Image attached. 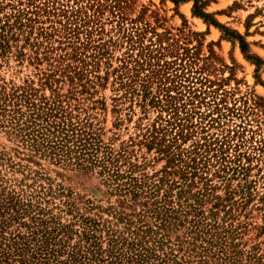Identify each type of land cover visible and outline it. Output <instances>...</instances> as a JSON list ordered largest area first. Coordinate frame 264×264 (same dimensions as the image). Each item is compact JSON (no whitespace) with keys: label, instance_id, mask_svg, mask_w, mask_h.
Returning <instances> with one entry per match:
<instances>
[{"label":"rangeland","instance_id":"374dc122","mask_svg":"<svg viewBox=\"0 0 264 264\" xmlns=\"http://www.w3.org/2000/svg\"><path fill=\"white\" fill-rule=\"evenodd\" d=\"M196 2L221 28L192 0H0L1 247L45 234L67 264H264V0ZM30 112L92 161L32 149L12 120ZM165 194L181 225L161 230ZM185 204L225 257L191 239Z\"/></svg>","mask_w":264,"mask_h":264},{"label":"trees","instance_id":"16d2710c","mask_svg":"<svg viewBox=\"0 0 264 264\" xmlns=\"http://www.w3.org/2000/svg\"><path fill=\"white\" fill-rule=\"evenodd\" d=\"M171 2H184V1H189V0H169ZM193 5V15L201 18L203 21L208 22L209 24L213 25L214 27L221 28V25L217 24L214 20H212L209 15L201 12L197 8V2L196 0H192ZM2 29L0 28V51L3 49V34H2ZM239 38V36H237ZM240 49L243 50V42L241 40L238 41ZM33 108V106H31ZM50 110V109H49ZM29 111V109H28ZM43 118L34 112H30L27 114V119L26 121L23 122V126L19 124L17 119L12 118L13 126L16 128L17 131H22L25 130V133L23 136L25 137V142L29 143L31 148L35 151H39V149L44 150H49V154L51 156L55 155V152H58L59 155L65 156V159H74L75 165L80 166L82 165L83 162L89 163L92 161L91 159V154L90 152H87L86 150L92 149V147H89V141L87 140L82 141L83 139V134L80 133L78 136L72 135L71 139L75 138L72 142V144H68L69 140L67 139L68 133H71L72 130H68L65 128L63 122H53L50 121L49 118L54 119L57 117V114H49V113H44ZM14 117V116H13ZM40 120L41 124L36 123ZM94 163H96V160H93ZM83 169V168H81ZM116 176V174H114ZM116 178V177H114ZM137 188V187H135ZM177 193H178V198L182 194V189L181 187L177 188ZM133 190V189H132ZM130 190V191H132ZM164 201L163 204L161 205L164 209V211L161 214V217L158 218L160 214L159 208L156 206V202H152L150 205H152V210L148 212H153L156 215L154 218H158L159 222L158 225L156 226L157 229L164 230L165 225L168 220H173L177 221L178 225H181V221L178 220L177 214L181 215L182 210L181 204L177 203V207L179 209L175 208H167L164 205L169 200H166V194L164 195ZM186 208L189 210L184 213L186 215H192V219L188 221L189 228L187 229V232L193 236H191L192 240H197L200 238L202 242L206 244V248L203 250H207L208 247L209 249L215 248L216 253L220 254L221 256H224V250L222 243H218L217 241L212 240V235H209L206 237L208 234L207 231H204L206 226H203V228L200 226V222L198 220V216L201 215V212L199 213L197 211V208L193 206V204H185ZM169 207V206H168ZM159 210V211H158ZM213 227V226H212ZM200 235V236H199ZM218 238V237H216ZM19 242H13L11 246H3L1 247L0 243V264H67L66 260L64 261H57L55 259V253L58 251H55L52 249V246L54 243H52V239L49 238L47 235H42L40 238V241H37V244L34 246V248L29 247V244L25 245L26 242H21L22 238H18ZM72 251L67 253V256L70 261H74ZM59 256V255H58ZM231 258V257H230ZM225 259V258H224ZM234 263V261L230 262Z\"/></svg>","mask_w":264,"mask_h":264}]
</instances>
